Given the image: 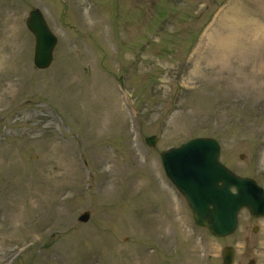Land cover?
Returning <instances> with one entry per match:
<instances>
[{"label": "rangeland", "instance_id": "374dc122", "mask_svg": "<svg viewBox=\"0 0 264 264\" xmlns=\"http://www.w3.org/2000/svg\"><path fill=\"white\" fill-rule=\"evenodd\" d=\"M196 136L264 188V0H0V264H264V216L214 237L165 176Z\"/></svg>", "mask_w": 264, "mask_h": 264}, {"label": "water", "instance_id": "95a60500", "mask_svg": "<svg viewBox=\"0 0 264 264\" xmlns=\"http://www.w3.org/2000/svg\"><path fill=\"white\" fill-rule=\"evenodd\" d=\"M25 24L34 36L33 63L47 67L52 60L56 42L39 9L29 11ZM154 146L156 137L145 138ZM220 145L212 137H194L177 147L160 152L163 171L184 197L195 224L211 235L223 237L233 233L238 212L246 208L253 217L264 215V189L254 179L236 174L219 160ZM89 211L78 219L86 221ZM234 248H222L223 264H232Z\"/></svg>", "mask_w": 264, "mask_h": 264}, {"label": "flooded vegetation", "instance_id": "af4514ba", "mask_svg": "<svg viewBox=\"0 0 264 264\" xmlns=\"http://www.w3.org/2000/svg\"><path fill=\"white\" fill-rule=\"evenodd\" d=\"M253 262H254V260H253Z\"/></svg>", "mask_w": 264, "mask_h": 264}]
</instances>
